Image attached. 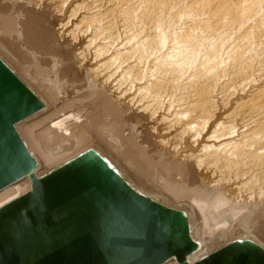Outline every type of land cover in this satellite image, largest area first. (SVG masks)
<instances>
[{"label":"bare ground","instance_id":"6f19581e","mask_svg":"<svg viewBox=\"0 0 264 264\" xmlns=\"http://www.w3.org/2000/svg\"><path fill=\"white\" fill-rule=\"evenodd\" d=\"M0 59L44 104L16 124L37 177L93 149L184 213L189 264L264 248V0H0Z\"/></svg>","mask_w":264,"mask_h":264},{"label":"water","instance_id":"95a60500","mask_svg":"<svg viewBox=\"0 0 264 264\" xmlns=\"http://www.w3.org/2000/svg\"><path fill=\"white\" fill-rule=\"evenodd\" d=\"M43 108L0 59V191L31 182L0 208V264H189L198 245L184 213L137 192L93 149L35 175L16 124ZM192 264H264V248L233 240Z\"/></svg>","mask_w":264,"mask_h":264},{"label":"rangeland","instance_id":"374dc122","mask_svg":"<svg viewBox=\"0 0 264 264\" xmlns=\"http://www.w3.org/2000/svg\"><path fill=\"white\" fill-rule=\"evenodd\" d=\"M48 3H49V2H46V1H45L43 5L45 6V4H48ZM43 5H42V6H43ZM257 237H258V239H260V241H262V242L264 243V238H263L262 236L257 235Z\"/></svg>","mask_w":264,"mask_h":264}]
</instances>
